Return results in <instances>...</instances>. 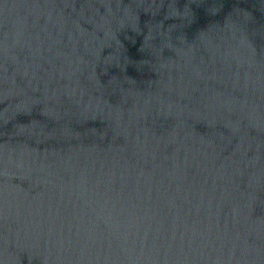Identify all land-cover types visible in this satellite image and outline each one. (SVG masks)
<instances>
[{"label": "water", "instance_id": "95a60500", "mask_svg": "<svg viewBox=\"0 0 264 264\" xmlns=\"http://www.w3.org/2000/svg\"><path fill=\"white\" fill-rule=\"evenodd\" d=\"M0 264H264V0H0Z\"/></svg>", "mask_w": 264, "mask_h": 264}]
</instances>
